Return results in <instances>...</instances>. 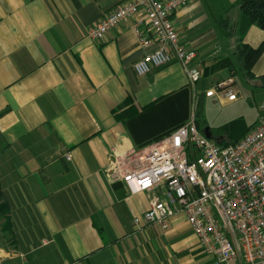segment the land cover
Masks as SVG:
<instances>
[{
	"label": "crops",
	"instance_id": "0c3cea01",
	"mask_svg": "<svg viewBox=\"0 0 264 264\" xmlns=\"http://www.w3.org/2000/svg\"><path fill=\"white\" fill-rule=\"evenodd\" d=\"M125 1L0 0V204L10 211L0 215V264H214L183 214L167 228L144 223L162 192L131 193L116 167L186 123L207 80L236 82L207 69L235 49L221 21L241 19L239 0H193L172 16L197 50L201 87L177 60L136 73L146 52L137 18L88 36ZM241 35L264 42L255 24ZM254 72L264 74V53Z\"/></svg>",
	"mask_w": 264,
	"mask_h": 264
},
{
	"label": "built area",
	"instance_id": "2783aa9c",
	"mask_svg": "<svg viewBox=\"0 0 264 264\" xmlns=\"http://www.w3.org/2000/svg\"><path fill=\"white\" fill-rule=\"evenodd\" d=\"M192 1H125L90 27L88 36L102 39L122 21L137 18L134 31L146 52L134 63L136 73L147 75L177 60L196 87L202 77L193 64L197 50L187 47L172 18ZM234 83L232 78L220 81L205 95L235 101ZM260 110L257 123L233 144L208 138L193 113L170 134L122 161L116 171L131 193L162 192L151 198L144 223L167 228L169 218L181 213L214 264H264V104Z\"/></svg>",
	"mask_w": 264,
	"mask_h": 264
},
{
	"label": "trees",
	"instance_id": "16d2710c",
	"mask_svg": "<svg viewBox=\"0 0 264 264\" xmlns=\"http://www.w3.org/2000/svg\"><path fill=\"white\" fill-rule=\"evenodd\" d=\"M238 5L241 10L240 20L235 21L232 24L229 23L228 20L221 21L222 30L229 36H236L235 49L231 56L219 58L210 67H208L207 70L210 73L219 69H228L230 71V77L239 74L247 83H251L253 80L257 79L259 80V83L256 84V86L264 88V74L256 75L254 72L256 63L264 53V42H262L258 47H253L246 43L241 35L243 30L252 24H255L264 30V0H239ZM205 98V92H199L196 95L193 109L195 121L200 130H203L208 125L206 121L202 120ZM254 125L255 124L251 126H244V128L240 130L236 136L230 135L227 139L220 137L216 139V141L223 145L233 144L240 140ZM231 126L232 123L229 127ZM210 130L214 139L213 130L211 128ZM172 131L168 132L166 135L170 134ZM166 135L160 137L159 139H162ZM9 212V207L6 203L0 204V215L9 218ZM8 222L10 223V221Z\"/></svg>",
	"mask_w": 264,
	"mask_h": 264
},
{
	"label": "rangeland",
	"instance_id": "374dc122",
	"mask_svg": "<svg viewBox=\"0 0 264 264\" xmlns=\"http://www.w3.org/2000/svg\"><path fill=\"white\" fill-rule=\"evenodd\" d=\"M239 11L240 7L237 4L232 14H237ZM235 80L232 88L238 92L239 96L242 94L238 101L233 104H224L218 97L204 100L202 120L206 121L207 126L213 130L214 140L220 137L227 139L230 135L236 136L244 126L256 124L261 117L260 106L264 104V88L256 86L259 80L255 79L247 83L239 74L235 76ZM214 85H216L215 81H206V86ZM192 112L193 110L190 114H193ZM231 123L232 126L229 127Z\"/></svg>",
	"mask_w": 264,
	"mask_h": 264
},
{
	"label": "water",
	"instance_id": "95a60500",
	"mask_svg": "<svg viewBox=\"0 0 264 264\" xmlns=\"http://www.w3.org/2000/svg\"><path fill=\"white\" fill-rule=\"evenodd\" d=\"M201 84H202V82L199 81V82H198L199 87H201ZM203 131H204L205 135H206L208 138H213V135H212V132H211L209 126H206V127L203 129Z\"/></svg>",
	"mask_w": 264,
	"mask_h": 264
}]
</instances>
